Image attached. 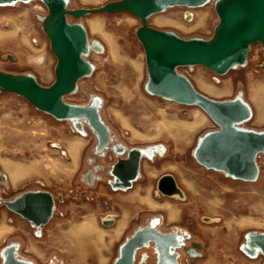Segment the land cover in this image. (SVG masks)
Segmentation results:
<instances>
[{
    "label": "rangeland",
    "instance_id": "374dc122",
    "mask_svg": "<svg viewBox=\"0 0 264 264\" xmlns=\"http://www.w3.org/2000/svg\"><path fill=\"white\" fill-rule=\"evenodd\" d=\"M114 1L119 0L66 3L74 8ZM220 1L170 6L150 15L148 21L180 37L209 41L222 22ZM188 12L192 20L187 19ZM49 17L41 0L0 4V73L34 76L43 86L55 83L58 58L46 29ZM68 20L80 22L88 31L84 58L92 70L64 99L85 105L97 101L109 139L98 149L99 137L87 119L58 118L21 94L0 91V264L11 245L20 258L34 264H98L99 250L86 253L79 238L70 233L80 227L109 238L124 216L129 221L117 243V257L119 247L137 229L154 225L178 233L182 245L174 250L180 253V264H264V255L251 257L242 249L248 232L264 231V150L257 155L259 177L255 180L205 167L197 160L196 149L221 126L197 104L149 91L146 51L137 33L141 19L120 10L81 18L69 15ZM245 57V62L235 61L224 73L204 64L176 69L212 99L244 102L250 117L234 126L263 133L264 43H250ZM194 114L203 119L197 127H169L162 118L188 124ZM135 150L140 153L137 176L132 184L119 187L114 166ZM16 165L28 170H15ZM166 173L176 177L186 192L184 198L160 192L158 181ZM41 190L49 191L55 202L47 223L38 226L9 207L23 193ZM150 198L155 203L148 202ZM206 216L213 220L206 221ZM157 256L151 242L138 251L136 264H157Z\"/></svg>",
    "mask_w": 264,
    "mask_h": 264
},
{
    "label": "water",
    "instance_id": "95a60500",
    "mask_svg": "<svg viewBox=\"0 0 264 264\" xmlns=\"http://www.w3.org/2000/svg\"><path fill=\"white\" fill-rule=\"evenodd\" d=\"M15 1L0 0V4ZM48 7L50 17L46 23L52 49L57 55L56 81L43 86L34 76L18 78L0 73V91L7 90L28 98L41 110L58 118L80 117L88 120L98 134V149L106 146L109 129L100 119L98 102L90 105L66 102L64 96L74 92L78 80L92 70L84 58L88 50V31L80 22H70L68 16L81 18L90 13L125 10L138 16L142 26L137 33L144 44L149 71L148 89L154 94L180 103L202 107L221 129L207 134L196 149V158L207 168L224 171L236 178L255 180L259 177L257 155L264 150V132L237 129L234 123L250 117V108L241 100H215L199 91L184 75L178 73L179 65L204 64L215 72H227L235 61L245 62V53L252 42L264 43V0H222L217 8L221 25L216 36L205 41L198 38L180 37L172 31L150 26L148 17L170 6L197 7L208 0H119L101 6L68 8L66 0H41ZM13 57V55H10ZM81 128L82 124L78 123ZM138 158L133 154L121 158L114 166L120 178L119 187H127L138 173ZM178 182L170 174H163L158 189L166 195L178 192ZM53 195L46 190L23 193L9 203V207L41 226L49 221L54 208ZM155 244L157 264H180L181 247L176 231L164 232L154 225L137 229L121 246L113 264H136L138 250L150 243ZM174 251H173V250ZM242 249L251 257L264 255V231H250ZM3 264H34L20 258L15 245L3 252Z\"/></svg>",
    "mask_w": 264,
    "mask_h": 264
},
{
    "label": "crops",
    "instance_id": "0c3cea01",
    "mask_svg": "<svg viewBox=\"0 0 264 264\" xmlns=\"http://www.w3.org/2000/svg\"><path fill=\"white\" fill-rule=\"evenodd\" d=\"M20 169H27L26 166L23 168V166H20V168L16 165L15 170ZM186 193V192H185ZM148 202H154L152 198L148 200ZM128 217H123L121 221L117 224V226L114 228L115 231L112 233L111 237H107L105 234H101L100 232H93L91 231H82L80 230V227L74 229L70 235L72 237H78L81 243V247L84 249V251L87 253L90 249L97 248L100 253V261H98V264H113L114 260L116 259L115 255V249L117 246V243L120 241V238L122 237L123 233L125 232L127 226H128ZM120 228V231H119ZM3 227L0 225V233H2ZM70 237V236H69ZM82 238V239H81ZM89 244V248L88 244ZM120 250V247H119ZM87 255V254H86Z\"/></svg>",
    "mask_w": 264,
    "mask_h": 264
},
{
    "label": "bare ground",
    "instance_id": "6f19581e",
    "mask_svg": "<svg viewBox=\"0 0 264 264\" xmlns=\"http://www.w3.org/2000/svg\"><path fill=\"white\" fill-rule=\"evenodd\" d=\"M186 17H187V19H189V20H192L194 17H193V14L191 13V12H188L187 14H186ZM125 92H128L129 93V91L128 90H126ZM125 94H127V93H125ZM133 94V93H132ZM126 96V95H125ZM135 96V95H134ZM162 118H163V120L165 121V123H166V126H169V127H173V128H180V127H185V126H190V127H197L198 125H200L201 123H202V121H203V119L202 118H200L199 116H198V114H194L193 115V120L190 122V123H188V124H182V123H179V122H173L171 119H168L167 118V116H165V115H162ZM139 157V156H138ZM139 159V158H138ZM19 168H20V166H19ZM23 168H25V167H23ZM26 168H28V166L26 167ZM171 174V173H170ZM173 175V174H172ZM174 176V175H173ZM175 177V176H174ZM176 178V177H175ZM177 180V179H176ZM179 185V184H178ZM175 195H179V196H181V197H185L186 196V194H185V191L179 186V188H178V192L176 193V194H174L173 196H175ZM109 219L111 220L112 219V217L110 216L109 217ZM205 220L206 221H212L213 220V218L212 217H210V216H206V218H205ZM196 252V251H195Z\"/></svg>",
    "mask_w": 264,
    "mask_h": 264
},
{
    "label": "flooded vegetation",
    "instance_id": "af4514ba",
    "mask_svg": "<svg viewBox=\"0 0 264 264\" xmlns=\"http://www.w3.org/2000/svg\"><path fill=\"white\" fill-rule=\"evenodd\" d=\"M72 104H77V103H72ZM83 105H85V104H83ZM98 135V134H97ZM99 144H100V141H99ZM133 154L137 157V158H140V153H139V151H137V150H135V151H133ZM139 156V157H138ZM164 232H166V231H164ZM168 232H172V231H168ZM139 251V250H138ZM174 251V250H173ZM193 253H196L195 252V250H193ZM138 255V254H137ZM158 260V259H157Z\"/></svg>",
    "mask_w": 264,
    "mask_h": 264
}]
</instances>
